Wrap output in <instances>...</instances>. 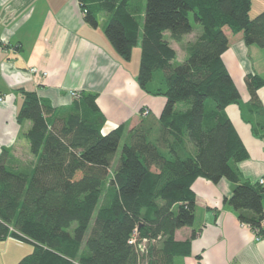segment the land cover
Returning <instances> with one entry per match:
<instances>
[{
	"label": "trees",
	"instance_id": "16d2710c",
	"mask_svg": "<svg viewBox=\"0 0 264 264\" xmlns=\"http://www.w3.org/2000/svg\"><path fill=\"white\" fill-rule=\"evenodd\" d=\"M79 1L92 27L106 11L104 34L128 61L140 37L129 0ZM250 7L251 0H146L137 83L166 102L159 118L148 112L124 135L122 126L102 133L105 116L95 94L82 92L56 109L20 90L16 120L30 122L24 137L35 162L30 171L13 170L8 150L0 153V242L32 245L17 264H183L178 259L189 254L194 234L176 241L174 233L193 224L191 185L198 177L232 183L224 203L264 239V188L235 168L248 154L225 112L230 104L253 112L251 131L261 137L257 90L264 80L247 74L249 101L240 103L221 57L227 33L264 49V9L251 18ZM193 24L201 33L173 65L176 54L164 34L179 42Z\"/></svg>",
	"mask_w": 264,
	"mask_h": 264
},
{
	"label": "crops",
	"instance_id": "0c3cea01",
	"mask_svg": "<svg viewBox=\"0 0 264 264\" xmlns=\"http://www.w3.org/2000/svg\"><path fill=\"white\" fill-rule=\"evenodd\" d=\"M129 2L131 13L139 19L140 37L126 61L104 34L106 11L98 12L97 26L92 27L84 21L79 0H0V153L3 148L8 150L6 163L11 169L27 172L35 162L24 137L30 122L16 120L23 103L21 89L35 92L56 109L71 104L70 92L95 94L96 104L105 116L102 133L122 126L124 135L141 120L144 109L159 118L166 99L148 95L137 83L146 0ZM263 9H258L256 15ZM249 16L255 15L250 12ZM194 32L193 40L201 33L195 24L192 32L179 42L164 34L176 54L173 65L187 57L188 44L180 59L175 47ZM227 38L228 49L222 54V61L238 89L240 103L245 104L249 101L245 76L254 73L264 80V49L246 46L241 33H227ZM30 67L38 68L39 73L30 74ZM257 95L264 108V87L257 90ZM225 112L248 154L235 168L243 180L259 183L264 179V134L258 137L251 131L257 116L241 111L238 104L226 106ZM233 188L224 178L217 183L200 177L194 180L193 224L177 229L174 239L185 241L191 234L194 236L190 239L189 254L178 262L264 264V239H257L250 226L240 222L224 203ZM24 245L27 244L12 238L0 242V264H17L30 253Z\"/></svg>",
	"mask_w": 264,
	"mask_h": 264
},
{
	"label": "rangeland",
	"instance_id": "374dc122",
	"mask_svg": "<svg viewBox=\"0 0 264 264\" xmlns=\"http://www.w3.org/2000/svg\"><path fill=\"white\" fill-rule=\"evenodd\" d=\"M264 7V0H252V7H250V12H251V15H256V13L260 10L258 9H263ZM250 12H249V15H250ZM83 14H85V10H83ZM253 17V16H252ZM190 22L193 23L192 21V15L190 14ZM196 35V32H194L193 34L189 35L186 37V39L181 42L180 44H178L175 49H176V53H177V58H182L184 53H185V46L187 44H190V42L194 41V37ZM177 65V64H176ZM72 96V95H71ZM73 97V96H72ZM75 98V97H73ZM142 111V115H145V110H141ZM120 149H121V145L119 146L118 150H117V154H119L120 152ZM116 154V155H117ZM107 185V182L103 184V188L104 186L106 187ZM25 246V250H28V251H32V245L30 244H27V245H24Z\"/></svg>",
	"mask_w": 264,
	"mask_h": 264
},
{
	"label": "built area",
	"instance_id": "2783aa9c",
	"mask_svg": "<svg viewBox=\"0 0 264 264\" xmlns=\"http://www.w3.org/2000/svg\"><path fill=\"white\" fill-rule=\"evenodd\" d=\"M28 72L30 73V74H37V73H39V70H38V68H36V67H30L29 69H28ZM42 74H43V72H42ZM44 75V74H43ZM70 94L73 96V97H77L78 96V94L76 93V92H70ZM2 98H0V100H1ZM145 110V113L147 114L148 113V110H146V109H144ZM264 183V179H260L259 180V184H263ZM257 238V237H256ZM258 239V238H257ZM130 242H134V239H133V241L131 240Z\"/></svg>",
	"mask_w": 264,
	"mask_h": 264
}]
</instances>
